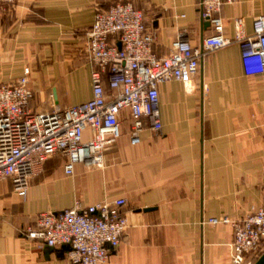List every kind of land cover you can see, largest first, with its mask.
<instances>
[{
	"label": "crops",
	"instance_id": "1",
	"mask_svg": "<svg viewBox=\"0 0 264 264\" xmlns=\"http://www.w3.org/2000/svg\"><path fill=\"white\" fill-rule=\"evenodd\" d=\"M120 2L143 11L160 57L181 37L203 50L212 34L200 0H16L0 8V85L15 84L29 68L34 107L89 101L95 66L88 32L98 6ZM221 15L228 38H235L238 17L252 35L264 0L227 4ZM159 110L162 131L146 120L137 145L122 112L121 137L105 151L101 168L79 164L66 176L68 158L58 154L33 176L26 197L11 180L0 182V264H73L66 246L40 247L27 229L42 213L118 198L127 200L128 229L106 264H234L233 227L209 221L241 220L264 206V74L247 76L241 47L233 43L201 59L192 89L162 84Z\"/></svg>",
	"mask_w": 264,
	"mask_h": 264
},
{
	"label": "built area",
	"instance_id": "2",
	"mask_svg": "<svg viewBox=\"0 0 264 264\" xmlns=\"http://www.w3.org/2000/svg\"><path fill=\"white\" fill-rule=\"evenodd\" d=\"M15 1L0 0V8L12 7ZM239 1L200 0L201 18L212 31L203 50L181 37L166 57L156 53L155 35L146 26L143 11L132 2L98 6L88 32V54L95 66L89 101L68 108L54 105L51 110L34 107L29 68L15 84L0 85V182L11 180L14 191L26 197L33 176L58 154L68 158L66 176H73L79 164L103 167L105 151L121 137L122 112L131 120L133 145L140 143L146 120L160 133V86L177 81L192 89L201 59L233 43L241 47L246 75L264 74V15L254 17L252 35L245 33L243 17L234 19V39L225 34L222 10ZM87 130L92 134L85 141ZM126 205L125 198H118L42 213L25 235L40 247L69 246L73 264H106L110 250L121 245L127 232ZM209 223L233 227L234 264H252L249 258L263 251L264 206L241 220L213 218Z\"/></svg>",
	"mask_w": 264,
	"mask_h": 264
},
{
	"label": "water",
	"instance_id": "3",
	"mask_svg": "<svg viewBox=\"0 0 264 264\" xmlns=\"http://www.w3.org/2000/svg\"><path fill=\"white\" fill-rule=\"evenodd\" d=\"M207 25H209V23H206ZM54 98H55V101H56V103H58V99H57V95H56V93L54 94ZM147 211H149V210H147ZM68 249H69V251L71 250V248L69 247V246H66ZM253 264H264V252H263V254L256 260V262L255 263H253Z\"/></svg>",
	"mask_w": 264,
	"mask_h": 264
},
{
	"label": "trees",
	"instance_id": "4",
	"mask_svg": "<svg viewBox=\"0 0 264 264\" xmlns=\"http://www.w3.org/2000/svg\"><path fill=\"white\" fill-rule=\"evenodd\" d=\"M264 250L258 255V257H255V259H252L251 261L254 263L256 260L263 254ZM250 260V259H249Z\"/></svg>",
	"mask_w": 264,
	"mask_h": 264
}]
</instances>
